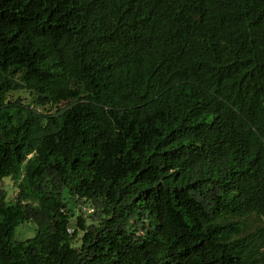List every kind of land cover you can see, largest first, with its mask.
Listing matches in <instances>:
<instances>
[{
    "label": "trees",
    "instance_id": "16d2710c",
    "mask_svg": "<svg viewBox=\"0 0 264 264\" xmlns=\"http://www.w3.org/2000/svg\"><path fill=\"white\" fill-rule=\"evenodd\" d=\"M0 264H264V0H0Z\"/></svg>",
    "mask_w": 264,
    "mask_h": 264
},
{
    "label": "rangeland",
    "instance_id": "374dc122",
    "mask_svg": "<svg viewBox=\"0 0 264 264\" xmlns=\"http://www.w3.org/2000/svg\"><path fill=\"white\" fill-rule=\"evenodd\" d=\"M18 97H20L23 101L28 102V103L33 100V96L29 92H26V91L17 92V93L12 95L13 99L18 98ZM69 105H70L69 102L64 103L61 105V108L68 107ZM56 111H57V108L52 109V112H56ZM5 185H6V188L10 192V199L13 200L17 194V191L13 187L14 186L13 181L11 179H7L5 182ZM87 221H88V223H90L92 220H91V218L88 217ZM36 233H37L36 232V225L34 223H25L24 225L22 224V225L17 227L14 236H15V240H17V241H25L29 238H33ZM77 245L78 246L80 245L79 240L76 243V246Z\"/></svg>",
    "mask_w": 264,
    "mask_h": 264
},
{
    "label": "built area",
    "instance_id": "2783aa9c",
    "mask_svg": "<svg viewBox=\"0 0 264 264\" xmlns=\"http://www.w3.org/2000/svg\"><path fill=\"white\" fill-rule=\"evenodd\" d=\"M74 211H75L76 213L84 212L85 216H88V215H91V214L94 213V209H92V208H87V207H80V209L76 207V208L74 209ZM69 232L71 233V232H72V229H69Z\"/></svg>",
    "mask_w": 264,
    "mask_h": 264
}]
</instances>
